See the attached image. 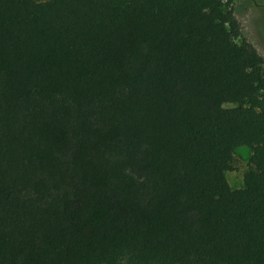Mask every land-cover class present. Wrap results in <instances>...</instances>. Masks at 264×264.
I'll list each match as a JSON object with an SVG mask.
<instances>
[{"label":"trees","instance_id":"obj_1","mask_svg":"<svg viewBox=\"0 0 264 264\" xmlns=\"http://www.w3.org/2000/svg\"><path fill=\"white\" fill-rule=\"evenodd\" d=\"M0 264H264V57L234 0H0Z\"/></svg>","mask_w":264,"mask_h":264},{"label":"rangeland","instance_id":"obj_2","mask_svg":"<svg viewBox=\"0 0 264 264\" xmlns=\"http://www.w3.org/2000/svg\"><path fill=\"white\" fill-rule=\"evenodd\" d=\"M234 7L243 36L264 57V0H234ZM250 155L251 151L246 146L237 150L234 157V169L226 173L232 187L243 186L244 174L250 167Z\"/></svg>","mask_w":264,"mask_h":264}]
</instances>
